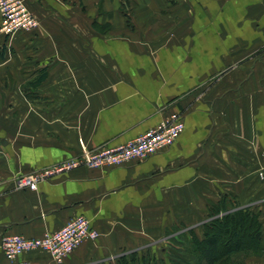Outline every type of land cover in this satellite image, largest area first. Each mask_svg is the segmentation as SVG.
Segmentation results:
<instances>
[{"label":"crops","instance_id":"obj_1","mask_svg":"<svg viewBox=\"0 0 264 264\" xmlns=\"http://www.w3.org/2000/svg\"><path fill=\"white\" fill-rule=\"evenodd\" d=\"M27 3L38 26L0 32V241L40 237L79 215L100 235L61 261L43 250L12 260L0 247V264L158 260L169 234L204 238L224 206L257 213L262 231L231 264H264V0ZM174 114L185 123L177 141L145 160L14 186Z\"/></svg>","mask_w":264,"mask_h":264},{"label":"built area","instance_id":"obj_2","mask_svg":"<svg viewBox=\"0 0 264 264\" xmlns=\"http://www.w3.org/2000/svg\"><path fill=\"white\" fill-rule=\"evenodd\" d=\"M0 14L2 16L0 32L5 34L13 35L21 30L33 29L39 24L27 0H0ZM184 127L181 114H174L125 143L96 148L84 147L78 155L21 174L16 177L14 186L17 189L37 190L42 181L79 167L99 169L120 166L132 160H145L172 146ZM99 235V231L91 226L90 219L79 215L71 218L61 228L48 231L40 237L4 234L0 247L12 260L31 250H43L57 261H61L74 253L86 239H95ZM18 264L32 263L28 259H21Z\"/></svg>","mask_w":264,"mask_h":264},{"label":"trees","instance_id":"obj_3","mask_svg":"<svg viewBox=\"0 0 264 264\" xmlns=\"http://www.w3.org/2000/svg\"><path fill=\"white\" fill-rule=\"evenodd\" d=\"M227 209V206L218 207L212 213L211 219L204 224V238L193 229L181 232L178 237L183 241L178 242L180 248L176 249L177 252H170L174 259L170 264H231V257L237 252L246 253L248 248L259 246L262 231L258 214L243 209L226 212ZM174 240L172 236L170 241ZM149 260L130 253L123 255L118 264H159L149 263Z\"/></svg>","mask_w":264,"mask_h":264},{"label":"rangeland","instance_id":"obj_4","mask_svg":"<svg viewBox=\"0 0 264 264\" xmlns=\"http://www.w3.org/2000/svg\"><path fill=\"white\" fill-rule=\"evenodd\" d=\"M179 234H181V232L176 230V233L172 234L176 240H174L172 242L171 241L170 242L166 241L164 246H162V247H165V249L167 250L166 254L164 252H162V247L157 250V253L160 255L158 261H157V259H151L150 258L151 254H148V252L147 253L144 252L146 255L149 256V259H150L149 263H150V261H152V263L158 262L159 264L160 263L161 264H170L172 261H174V259H172V257L170 256V252L172 253V250H175V252H177L176 249H178V247L180 248V245H178V242L183 241V238L182 237H178ZM172 235L169 234L170 238L172 237ZM161 252L164 253V258H162Z\"/></svg>","mask_w":264,"mask_h":264}]
</instances>
